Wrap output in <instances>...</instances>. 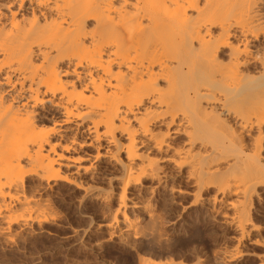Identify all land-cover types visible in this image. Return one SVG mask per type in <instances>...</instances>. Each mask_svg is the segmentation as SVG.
Masks as SVG:
<instances>
[{"label":"bare ground","instance_id":"obj_1","mask_svg":"<svg viewBox=\"0 0 264 264\" xmlns=\"http://www.w3.org/2000/svg\"><path fill=\"white\" fill-rule=\"evenodd\" d=\"M263 42L264 0H0V260L11 253L0 263H33L13 253L50 218L47 205L25 193L28 176L82 189L69 171L91 170L85 156L70 155L79 142H61L68 132L120 171L112 220L122 213L125 236L113 264H181L172 255L205 246L202 227L173 235L161 207L128 201L130 187L155 197L166 166L192 187L171 190L181 212L180 197H191L192 208L214 189L211 204L223 200L232 210L222 223L244 237L256 188L264 187ZM254 128L249 146L243 135ZM87 186L85 195L96 193ZM108 238L105 253L114 246ZM213 249L216 261L221 251ZM235 251L231 260L240 259ZM203 259L197 264H208Z\"/></svg>","mask_w":264,"mask_h":264},{"label":"rangeland","instance_id":"obj_2","mask_svg":"<svg viewBox=\"0 0 264 264\" xmlns=\"http://www.w3.org/2000/svg\"><path fill=\"white\" fill-rule=\"evenodd\" d=\"M91 24H93V22H90L89 25ZM263 43L262 45H264ZM60 67L62 68V70H65L69 66L67 62H64L60 65ZM57 118V116L48 118L47 120L43 121V124L45 126H51L53 123H57ZM225 119L227 120L229 125H231L232 127H237L233 118L230 117ZM256 130L257 129L254 128V130L248 132L249 134H247L246 132L243 135L245 142L249 144V146H251V144L253 143V137L257 134ZM262 132L263 134L261 135V137L263 136V138L261 140L260 155L262 164L264 165V130H262ZM61 136L62 137L60 138V140L63 144L71 139L79 142L80 145L75 148L76 150L71 151L70 155L74 158H84L85 156V158L88 160L84 162V165L88 166L90 168L89 170L91 171L88 174H83V172L74 174V171H76L74 168L69 171L72 172L69 174H72V176L75 178L76 184L80 187L83 185L81 187L82 189H78L76 186L69 187L67 185H64L63 183H51V187H48L46 186L45 182L44 184L42 182V186L41 183V185L39 184L40 181H37V178L35 179V177L33 176L27 177V179L25 180V193L27 195L30 194V196H33L34 198L36 197L35 199L40 203L42 201V204L47 205L46 207H48V209L46 210V212L50 218L47 219L46 222H44L45 220H42V222H44L43 225L42 223L40 225L42 227V232H39L41 227L37 226L38 223H36V226L35 224L32 226L31 229L33 231L38 227V230H35L38 234L31 230L33 232H31V234H34V236L31 235L30 238H32V236L34 238L29 240L30 238L28 237L29 239L26 238L27 240L25 239V241L22 242V246L24 244L25 245L23 247L21 246L23 249L21 247L20 248L22 250H25L23 251L24 253L18 249L19 247L17 248L19 252H17L18 250H15L14 253L13 251H11L14 255L13 258L17 254L18 261L16 260L17 256L16 259L14 258L16 262L20 261L19 263H24L27 261V263H29V261L33 260V263L31 264H113L112 261L114 260V258L118 257L120 254V246L118 244L120 243V240H124L125 236L123 233L124 225L122 224V213H118L115 221L112 220L117 209V201L119 195L123 188V186L121 185V179H119L120 171H117V166H113L109 162L98 158L96 156L97 150L87 146L82 147V142L87 140V138L83 135H74L73 133L68 132L63 133ZM181 140L182 138L179 137L177 139H174V142L177 141L178 143V141L181 142ZM165 171L167 172V178L161 185L162 187L160 186L161 188H157L155 190V197H153V195H151L148 190L146 192V188L144 187H142L143 189L141 187H130L127 193V198L128 201H134L135 199L138 202H145L148 200V202L152 206H155L157 209L161 207L159 210L160 212H162V216L165 214L163 216L166 217L164 218V220L168 222L167 227L169 229L170 226L172 230L169 229V231L171 234L173 233V235L175 233L177 234V236L180 235L179 237L187 236V233H189L188 228L191 226L190 224L194 226L197 225L195 227L196 229H201L202 227V229L205 231L204 233L202 229L200 230L201 232H203L202 235L205 234L206 236L204 237L205 246H202L200 244V247H205H201L200 249L204 250H200L199 245L198 248H196L197 245L195 244V248L191 245L192 248H189L190 251L189 249H184L185 252H189L185 253L184 250H182V253H185H183L182 259L179 256L180 259L177 257V260H175L176 254L174 253L175 256L172 255V257L174 258V263L181 261V264H197L198 261L202 262V259H205L206 257L205 260L208 261V264H219L221 263V259L225 256L227 262H225L224 264H228L231 260L230 258L233 254V251H235V249L237 248L242 251V253L239 252V250L238 252L235 251L237 255L238 253L240 254V259H238V256L237 258L235 257L238 260L232 257L233 261L231 260L230 264H264V187H259L258 189L256 188V195H254V200L252 201L251 205L252 220L251 224L247 225L244 230V238L240 235L239 231H237L238 229L235 230V228H230L231 226L228 227L227 225L222 223L224 214H230L232 210H229L225 207V203H223V200L222 202L221 200H219L217 203L213 205L211 204L213 202L211 201V198L215 193L214 189L210 188L208 191L202 193V196L200 198V205L198 204L199 206L196 205L192 208L187 207V205H189V203L193 201L191 197H180L182 202H184L183 204L186 208L184 212H181V207L174 205V202H172L174 201V197H172L171 195V190H173V188H176L177 186L178 188L181 187V189L187 190H191L192 187L191 185L185 183L181 178H179L177 171L175 172V170L170 166H166ZM87 185H90L91 189L93 190L95 188L97 194L95 192H91L92 194L89 192L88 195H85L83 189H85L84 187L88 188ZM44 186L46 187L44 188ZM148 195L150 196V198ZM177 197L179 198V196ZM233 198L234 200H236L235 197ZM163 211H165V213ZM125 213L130 218H138L137 213H134L129 209H126ZM178 213H181L180 216ZM191 222H193L194 224ZM107 224L109 225L107 226ZM184 226H186L184 228L185 230L182 228ZM194 226H191L190 228H194ZM181 228L183 229V231ZM177 229L179 232L177 231ZM109 236H111V239L113 238L112 240L114 246L113 248H110L111 250L105 253L103 245L106 240L109 239ZM205 238L207 239L208 243L206 242ZM217 246H219L218 249ZM210 247L211 249L214 248V251L215 248L216 250H219L218 252L221 251L219 253L220 255L217 252L218 256H220L219 259H221L219 260L218 256H216L219 262H217V259L215 261V257H210L211 251L208 252ZM205 253L207 255L209 253V256H207ZM223 253L226 255L228 253L232 254L231 256L228 254V256H230L228 257L226 255L223 256ZM7 254L11 256L10 252H8ZM181 254L179 252L178 255ZM241 254L243 255L242 257ZM6 255H3L4 257L1 258L5 261V263H7V260L10 261V256L7 255V258L5 257ZM13 258L12 260H14ZM211 258H213L214 261ZM2 260L0 261L3 262ZM36 260H38L40 263Z\"/></svg>","mask_w":264,"mask_h":264}]
</instances>
